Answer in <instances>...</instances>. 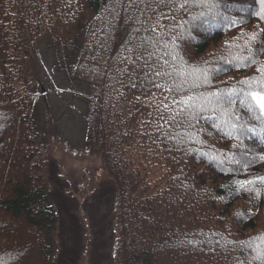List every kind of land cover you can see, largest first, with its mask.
<instances>
[{"label": "trees", "instance_id": "1", "mask_svg": "<svg viewBox=\"0 0 264 264\" xmlns=\"http://www.w3.org/2000/svg\"><path fill=\"white\" fill-rule=\"evenodd\" d=\"M183 2L0 0V264H54L26 71L43 33L77 54L71 75L89 86L86 145L115 188V263L264 264V109L224 92L264 76V5ZM237 55L249 59L224 62ZM184 61H207L210 84L182 79ZM183 95L198 99L186 108Z\"/></svg>", "mask_w": 264, "mask_h": 264}, {"label": "rangeland", "instance_id": "2", "mask_svg": "<svg viewBox=\"0 0 264 264\" xmlns=\"http://www.w3.org/2000/svg\"><path fill=\"white\" fill-rule=\"evenodd\" d=\"M76 53L41 34L26 66L38 95L35 120L44 146L46 180L56 210L54 264H116L115 188L86 145L89 86L73 78Z\"/></svg>", "mask_w": 264, "mask_h": 264}, {"label": "snow or ice", "instance_id": "3", "mask_svg": "<svg viewBox=\"0 0 264 264\" xmlns=\"http://www.w3.org/2000/svg\"><path fill=\"white\" fill-rule=\"evenodd\" d=\"M189 2V0H184L183 3L180 4V7H185L186 4ZM259 2L264 5V0H259ZM226 20H228L231 24L237 23L235 19H232L230 17H225ZM261 19H264V16H261ZM249 58L244 56H233L230 58H224L225 63H234V62H241V61H247ZM254 62V61H253ZM207 61L204 62V65H191L189 62L184 61V68L179 71V76L182 79H187V77L192 76L197 79H202L204 83L210 84V77L208 75V68L206 67ZM159 75V73H157ZM240 84L242 85H249L247 88H230V89H224V92L229 93L227 96L226 102L230 105L233 100L231 97V94L238 93L244 96L245 100H249V107H252L251 101H255L259 106L264 109V76L261 77L260 83L256 86L259 90L257 91L256 88L252 87L251 81L244 80L240 81ZM157 87H161L160 85H157ZM183 89V84L177 85V90ZM171 91L172 89H168ZM222 95V93H210V96L213 98H219ZM195 98L191 95H183L180 100L176 101V103L183 104L186 108L192 107V102ZM207 99V98H206ZM207 102L212 103V100H208ZM243 102V101H242ZM235 163H240V161L236 160ZM261 181H264V177L259 178ZM238 187L237 191L240 189H244L246 185L252 183L251 181L247 180H237L234 182Z\"/></svg>", "mask_w": 264, "mask_h": 264}]
</instances>
